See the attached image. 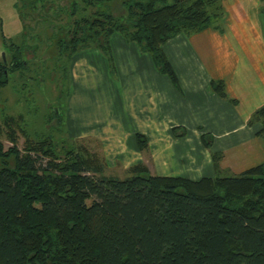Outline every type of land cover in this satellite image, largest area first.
Wrapping results in <instances>:
<instances>
[{"label": "trees", "instance_id": "trees-1", "mask_svg": "<svg viewBox=\"0 0 264 264\" xmlns=\"http://www.w3.org/2000/svg\"><path fill=\"white\" fill-rule=\"evenodd\" d=\"M67 1L73 16L79 6L75 0ZM81 2L92 12L75 17L72 25L61 29L63 36L56 34L55 54L47 53L45 60L54 58L56 66L63 67L62 58L69 63L75 53L93 47L111 59L109 38L119 32L149 53L155 68L176 87L177 76L163 45L180 32L208 27L216 18L208 7L217 4V0ZM3 44L9 57L0 58V89L9 83L10 73L25 77L33 70L23 57L30 49L25 43L21 46L5 37ZM210 88L227 97L221 80H211ZM50 113L58 116L56 110ZM255 121L261 122L258 134L264 136V105L248 120ZM172 131L178 137L186 133L178 127ZM19 135L24 137L22 147ZM135 139L139 149L147 148L144 134L136 133ZM201 140L210 148L212 135L204 132ZM212 157L216 164L219 156ZM129 171L125 177L106 175L102 160L84 145L49 136L32 138L21 114H4L0 264H264V162L238 175L197 180L154 175L143 164Z\"/></svg>", "mask_w": 264, "mask_h": 264}, {"label": "crops", "instance_id": "crops-1", "mask_svg": "<svg viewBox=\"0 0 264 264\" xmlns=\"http://www.w3.org/2000/svg\"><path fill=\"white\" fill-rule=\"evenodd\" d=\"M216 19L163 45L178 87L155 68L149 53L119 32L109 38L111 59L93 50L76 53L68 119L73 130L123 139L124 153L140 158L134 135L144 134L152 174L159 176L238 175L264 162L261 122H248L264 105V3L224 0L223 16ZM211 80L224 83L227 97L212 91ZM173 127L186 133L174 136ZM204 132L212 135L210 148L202 143ZM212 153L219 156L216 164Z\"/></svg>", "mask_w": 264, "mask_h": 264}, {"label": "rangeland", "instance_id": "rangeland-1", "mask_svg": "<svg viewBox=\"0 0 264 264\" xmlns=\"http://www.w3.org/2000/svg\"><path fill=\"white\" fill-rule=\"evenodd\" d=\"M31 1L0 0V58H3L5 54L9 57V48L3 44L7 37L21 46L25 43L30 48L23 57L28 60L30 68L33 69L27 72L25 77H20L18 72L10 73L9 83L0 89V126L3 124L4 114H21L25 128L32 138L49 136L65 144L84 145L102 160L106 175L125 177L130 174L129 169L137 164L145 165L152 173L155 166L151 160L148 140L147 148L141 150L137 146L134 135V144L141 152L140 158L136 154L128 156L124 153L123 139L112 140L96 129L87 134H80L79 131L73 130V125L68 122V119L70 96L74 90L71 79V64L74 56L69 63L66 57L62 58L61 63H64L63 67L66 66V68L57 67L54 58L46 60L43 58L49 55L47 53L55 54L56 38L65 33L61 29L64 30L72 25L75 17L89 15L92 9L84 8L81 0H75L79 7L71 16L67 0H39L34 5ZM261 1L264 3L263 0ZM48 3L52 4L48 5ZM57 6H62L63 9ZM223 7L224 0H217L216 5H209L208 11L217 16H223ZM96 8L103 10L104 6L98 5ZM218 20L213 18L212 22ZM89 50L98 51L107 58L106 54L96 47L87 49ZM74 97L76 101L80 100L79 95L75 94ZM51 110H56L58 116H52ZM171 132L174 135L172 130ZM1 138L5 146L10 144L5 135ZM23 142V135H19V147L23 146Z\"/></svg>", "mask_w": 264, "mask_h": 264}, {"label": "water", "instance_id": "water-1", "mask_svg": "<svg viewBox=\"0 0 264 264\" xmlns=\"http://www.w3.org/2000/svg\"><path fill=\"white\" fill-rule=\"evenodd\" d=\"M4 56V55H3ZM3 59H4V57H3Z\"/></svg>", "mask_w": 264, "mask_h": 264}]
</instances>
